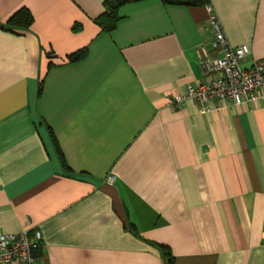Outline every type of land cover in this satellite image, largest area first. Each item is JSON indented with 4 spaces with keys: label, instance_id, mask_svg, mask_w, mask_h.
Listing matches in <instances>:
<instances>
[{
    "label": "crops",
    "instance_id": "crops-1",
    "mask_svg": "<svg viewBox=\"0 0 264 264\" xmlns=\"http://www.w3.org/2000/svg\"><path fill=\"white\" fill-rule=\"evenodd\" d=\"M106 1L0 0V235L41 231V264H264V101L175 107L208 12L144 0L106 32ZM210 4L263 60L264 0Z\"/></svg>",
    "mask_w": 264,
    "mask_h": 264
},
{
    "label": "built area",
    "instance_id": "built-area-1",
    "mask_svg": "<svg viewBox=\"0 0 264 264\" xmlns=\"http://www.w3.org/2000/svg\"><path fill=\"white\" fill-rule=\"evenodd\" d=\"M205 9L208 20L203 30L211 49L202 48L203 81L189 86L183 94L174 95L171 102L175 107L197 102L202 112L209 114L231 106L264 101V59L256 61L250 69L243 68L242 62L250 55V48L232 46L213 6L208 4ZM108 181L112 183L114 177L110 176ZM42 244L43 235L39 230L32 235L30 230L0 235V264H41Z\"/></svg>",
    "mask_w": 264,
    "mask_h": 264
},
{
    "label": "trees",
    "instance_id": "trees-1",
    "mask_svg": "<svg viewBox=\"0 0 264 264\" xmlns=\"http://www.w3.org/2000/svg\"><path fill=\"white\" fill-rule=\"evenodd\" d=\"M144 0H107L104 4L105 11L104 13L96 20L99 26L106 32H111L117 26L118 21L120 20L119 11L121 7L126 4L139 2ZM166 5H178L186 7H206L210 4V0H162ZM34 22V18L30 11L21 10L16 15H14L7 27L9 29H29ZM88 54L87 49L80 50L70 56H68L69 62H77L85 58ZM50 55H52L50 53ZM163 255L166 256L169 260V264H173L174 258L170 250L165 247H160ZM42 254V251L40 255Z\"/></svg>",
    "mask_w": 264,
    "mask_h": 264
}]
</instances>
